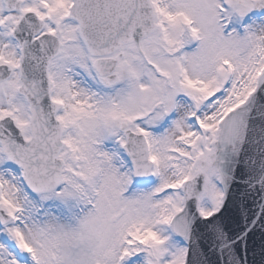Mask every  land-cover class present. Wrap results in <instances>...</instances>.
I'll return each mask as SVG.
<instances>
[{"label": "snow or ice", "instance_id": "obj_1", "mask_svg": "<svg viewBox=\"0 0 264 264\" xmlns=\"http://www.w3.org/2000/svg\"><path fill=\"white\" fill-rule=\"evenodd\" d=\"M0 264H264V0H0Z\"/></svg>", "mask_w": 264, "mask_h": 264}]
</instances>
